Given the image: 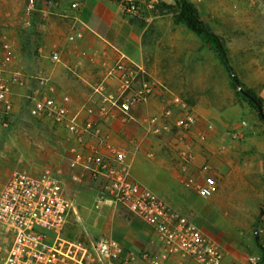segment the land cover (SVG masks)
Returning a JSON list of instances; mask_svg holds the SVG:
<instances>
[{
	"label": "crops",
	"instance_id": "obj_1",
	"mask_svg": "<svg viewBox=\"0 0 264 264\" xmlns=\"http://www.w3.org/2000/svg\"><path fill=\"white\" fill-rule=\"evenodd\" d=\"M26 1L0 0V56L2 43L8 41L12 48L9 74L17 75L10 96L14 109L28 110V97L35 88L34 77H46L57 98L67 97L70 114L79 113L87 128L81 137V154L89 153L98 141L103 140L129 151L133 156L134 178L157 192L172 209L210 237L223 253L221 264H247L248 258L257 251L252 229L264 205L263 128L232 127L234 134L239 135L238 139L244 135L243 139H232L225 125L219 127L214 116L197 104L192 110L198 116V127L189 139L178 138L171 132L177 122L175 116L161 118L159 115L158 106L165 97L160 86L155 88L147 102L133 109L128 116L117 111L103 117L88 116L85 111L88 108L96 111L101 106L99 101L95 105L92 103L96 98L93 88L105 83L114 89L117 73H112L111 69L117 63L143 66L137 86L149 81L144 69V29L133 18L141 10L155 8L159 11L158 7L173 6L174 1L52 0L54 6L48 20L34 32H21L17 25H21ZM129 2L137 5V13H126ZM74 3L78 5L76 9L71 7ZM71 36L73 39L69 40ZM52 51L60 53V64H51L49 54ZM179 109L174 107V111ZM153 117H158V122L150 124ZM58 127L68 134L63 127ZM70 141L66 137L62 143L61 156H71L70 149L74 145ZM186 151L193 154L192 160L184 159ZM59 156L54 161L59 163L56 171L61 175L58 177L67 197L75 205L81 203L82 210H88L99 190L98 181L84 176L80 169L60 164L63 160ZM202 186L212 191L207 201L198 196V189ZM219 201L224 210L220 215L214 208ZM236 208L251 226L248 235L229 229V218ZM73 217L72 214L67 234L79 237L82 227L74 225ZM98 220L89 222L90 234L93 237L108 235L106 218ZM218 227H224L227 234ZM109 235L134 253L158 250L155 233L134 216L128 217L123 227ZM163 264L196 263L172 257Z\"/></svg>",
	"mask_w": 264,
	"mask_h": 264
},
{
	"label": "built area",
	"instance_id": "obj_2",
	"mask_svg": "<svg viewBox=\"0 0 264 264\" xmlns=\"http://www.w3.org/2000/svg\"><path fill=\"white\" fill-rule=\"evenodd\" d=\"M52 0H27L21 13V27L34 32L51 15ZM72 9L78 5L74 3ZM126 13H137L138 7L129 2ZM73 37H69L72 40ZM0 56V125L7 128L12 113L10 96L17 75H10L11 44L4 41ZM51 64L61 63L58 51L49 54ZM116 75V85L110 89L105 83L93 88L92 103H101L96 111L85 109L88 116L103 117L117 111L128 116L131 111L148 101L158 85L146 80L137 86L143 73V66L134 63H117L111 69ZM35 88L28 97V113L33 119H47L63 127L75 141L81 144V137L87 132L80 114L71 115L67 97L58 99L49 80L37 75ZM158 106L161 118H170L174 107L184 111L176 126L191 132L199 125V119L192 109L186 107L181 98L170 91H164ZM158 117L150 119V124ZM93 124V123H92ZM158 134V130L155 129ZM234 138L237 135H233ZM184 159L194 158L190 151ZM131 153L118 149L108 140L98 141L85 155L77 152L70 160L71 168H79L84 176L98 181L99 190L94 207L103 206L124 209L151 228L155 233L158 250H143L134 253L125 249L111 235L93 237L89 229L81 225L82 235L67 234L69 219L76 213L73 202L67 197L63 183L51 172L38 176L16 172L0 194V224L12 234V242L3 264H163L177 257L196 264H221L223 253L220 247L186 217L171 208L165 200L148 186L137 181L132 173ZM76 181L77 177H73ZM212 195L209 187L198 189L201 200ZM79 222V220H75ZM256 253L248 258L247 264H264V205L252 229Z\"/></svg>",
	"mask_w": 264,
	"mask_h": 264
},
{
	"label": "rangeland",
	"instance_id": "obj_3",
	"mask_svg": "<svg viewBox=\"0 0 264 264\" xmlns=\"http://www.w3.org/2000/svg\"><path fill=\"white\" fill-rule=\"evenodd\" d=\"M188 1L194 4L201 20L221 40L234 75L243 86L242 91H250L260 98L264 111V0ZM158 9L141 10L133 18L144 29V69L149 80L161 85L162 90L164 88V91L179 96L189 109L197 104L201 106L203 111L214 116L219 127L225 125L232 139L239 138L232 131L235 126L264 129V122L260 120L257 111L242 91L233 88L228 74L209 45L183 25L173 24L174 5H162ZM17 27L25 32L21 25ZM183 113L179 109L172 115L178 120ZM173 126L171 132L178 138L189 139L193 132L183 131L175 124ZM58 129L51 121L33 119L27 109L20 112L12 106L8 127L2 128L0 125V194L16 172L38 176L49 171L60 180L58 175H61L56 171L59 170L56 168L59 163L54 161L57 155L63 160L60 164L64 163L71 168L70 160L81 151V144L70 133L65 134L62 129ZM66 137L74 145L70 149L71 156H61L60 149ZM243 138L244 135L240 139ZM96 196L88 210H82L81 203L73 204L76 209L74 221L79 220L74 225L88 228L91 220L106 218L107 232L115 233L132 215L124 209L110 206L96 209ZM236 204L238 207L239 203ZM214 208L218 215L224 214L221 201ZM229 222V229L249 234L251 226L241 215L240 209L236 208ZM217 229L227 234L224 227ZM11 242V232L0 224V264H3Z\"/></svg>",
	"mask_w": 264,
	"mask_h": 264
},
{
	"label": "trees",
	"instance_id": "obj_4",
	"mask_svg": "<svg viewBox=\"0 0 264 264\" xmlns=\"http://www.w3.org/2000/svg\"><path fill=\"white\" fill-rule=\"evenodd\" d=\"M173 1L175 7V12L173 14V24L183 25L188 31L193 33L196 37L200 38L204 43L208 44L216 54L223 69L228 74L233 88L239 89V91L241 92L243 90V86L238 78L234 75L227 57L226 49L219 37L214 32H212L210 28H208L201 20L199 12L193 3L188 0ZM245 93L251 96V99L246 100L257 111L260 120L264 122L262 100L256 97L250 91H246Z\"/></svg>",
	"mask_w": 264,
	"mask_h": 264
},
{
	"label": "water",
	"instance_id": "obj_5",
	"mask_svg": "<svg viewBox=\"0 0 264 264\" xmlns=\"http://www.w3.org/2000/svg\"><path fill=\"white\" fill-rule=\"evenodd\" d=\"M242 94H243L246 98L251 99V96H250L249 94L245 93L244 91H242Z\"/></svg>",
	"mask_w": 264,
	"mask_h": 264
}]
</instances>
